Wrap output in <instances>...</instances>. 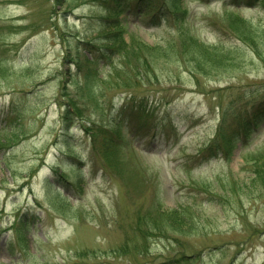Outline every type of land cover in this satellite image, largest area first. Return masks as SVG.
<instances>
[{
  "label": "rangeland",
  "instance_id": "obj_1",
  "mask_svg": "<svg viewBox=\"0 0 264 264\" xmlns=\"http://www.w3.org/2000/svg\"><path fill=\"white\" fill-rule=\"evenodd\" d=\"M62 1L0 0V57L4 59L0 61V108L4 113L13 101L20 112V127L7 145L25 136L2 150L6 164L0 163V264H176L181 256V264H264V186L252 181L250 173L253 163L264 156V132L245 151H262L257 156L246 153L242 159L246 154L236 151L229 161L182 165L185 157L198 155L213 137L219 105L226 106L238 94L264 97V65L248 56L211 69L206 76L192 74L176 63V56L185 57L177 42L174 52L155 63L156 80H143L132 89L106 87L102 78L109 72L98 68L95 72L101 80L85 88L86 75L77 80L82 119L75 120L69 134L71 150L81 162L59 158L66 166L82 170L83 193L70 189L62 193L56 184L60 171L52 166L58 148L63 147L54 145L60 132L61 108L54 102L58 83L35 84L47 81L59 69L58 61L74 38L99 39V18L105 16L109 18L104 24L118 20V29L124 32L126 60L129 52L135 57L138 51L145 57L159 54L150 46L180 39L177 33L168 35L167 27H148L147 16L135 12L133 2L121 18L106 13L104 0ZM238 8L234 11L241 15H259L257 9ZM187 9L193 33L214 41L229 39L226 23L233 16L219 4L188 0ZM260 55L264 59V48ZM201 57L210 56L203 52ZM117 67L135 78L134 69ZM93 88L94 94L112 90L101 99L106 106L102 112L85 93ZM29 90H36L33 96L24 92ZM139 101L154 109V118L147 122L150 129L155 121L164 120L162 127L157 126V145L152 144L151 151L148 137L141 135L145 125L134 128L139 123L134 117L141 112L135 106L124 133L139 156L130 148H119L118 173L108 170L79 127L85 119L101 124L111 118L108 107L128 111ZM245 103L241 99L233 107ZM6 135L0 132V142ZM106 148L113 160V151ZM63 175L67 179L60 183H76V172L67 170ZM173 214L187 226L180 219L172 221ZM19 219L25 224L20 229L28 240L25 247L18 242ZM122 245L128 248L119 249Z\"/></svg>",
  "mask_w": 264,
  "mask_h": 264
},
{
  "label": "trees",
  "instance_id": "obj_2",
  "mask_svg": "<svg viewBox=\"0 0 264 264\" xmlns=\"http://www.w3.org/2000/svg\"><path fill=\"white\" fill-rule=\"evenodd\" d=\"M231 28L238 34L239 38L242 40V43L251 47L252 50L257 54L262 43L260 42V39L256 38L254 26L249 21L245 22L242 20H232ZM251 44L254 46V48L251 46ZM192 49L194 51L191 50L190 53L195 57L194 65L198 67L197 69L200 71L204 70L209 65H211L210 67H219L226 65L234 60L235 53L240 52V49L238 48L224 50L215 47H210L197 41H195ZM203 52H206L207 55L210 56L209 59L204 60L201 57V54ZM200 58H202L203 60H201ZM254 165V178L252 179V181H256L262 186H264V157H261L259 160L255 161ZM173 212L176 213V211ZM176 219H180L179 215L173 214L171 220L174 221ZM181 224L187 226V222L182 221ZM122 249L126 250L125 247H123Z\"/></svg>",
  "mask_w": 264,
  "mask_h": 264
}]
</instances>
